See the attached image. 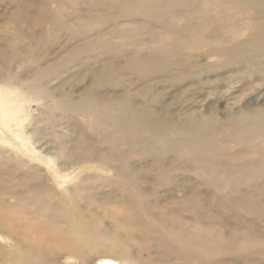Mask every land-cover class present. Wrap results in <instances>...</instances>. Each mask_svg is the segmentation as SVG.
I'll use <instances>...</instances> for the list:
<instances>
[{
	"label": "bare ground",
	"instance_id": "bare-ground-1",
	"mask_svg": "<svg viewBox=\"0 0 264 264\" xmlns=\"http://www.w3.org/2000/svg\"><path fill=\"white\" fill-rule=\"evenodd\" d=\"M15 1L19 9H25L22 0ZM81 1L85 11L80 15L75 10L72 13L67 10V0H37L27 6L29 11L35 10L32 19L40 21L37 24L41 26L39 30L55 40L62 38V32L66 37L87 38L88 28L92 27L94 32L89 41L78 45L74 56L66 42L61 44L60 53L68 55L65 58L59 55L43 66L47 59L41 57L39 51L46 47L49 36L37 37L36 29L28 35L18 29L30 12L21 11L13 17L11 22L16 34L4 38L0 46V242L4 243L0 250L5 255L4 263L61 264L63 258L71 257L86 261L91 253L96 252L117 255L123 257L125 264H136L132 254L119 246L116 234L100 230L96 219L88 218V209L79 203L85 195L83 185L80 183L75 189L71 188L74 178L80 176L87 180V177L83 172L70 170V159H67L66 153L68 134L65 132L69 124L68 113L70 110L86 113L94 105L97 106L96 116H104L108 120L105 125L109 140L122 134L136 138L144 132L145 137L138 141V147H143L144 140L152 139L155 146L164 144L175 149L180 156L189 157L197 177L211 187L209 195L217 197L215 209L221 211L230 203L229 211L237 217L238 228H247L238 247L246 245L251 255H264V201L258 199L264 196V186L257 184L264 178V158H261L264 152V107H246L229 112L226 127L220 131L223 139L219 141L215 130L218 122L213 114L206 118L198 110L190 111L182 119L172 112L160 115L146 102L144 106H134L130 92L123 95L124 103L120 104L112 98L94 99L90 93L80 100H72L62 89L67 81L64 73L74 61L97 50L114 57H127L128 66L143 75L159 70L170 78L172 70L184 65L182 54L192 56L193 52L209 43L215 45L216 52L231 60L251 53L255 61L248 58L243 61L256 67L262 56L257 51H264V27L260 21V17L264 16V0ZM51 2L56 3L55 8L49 7ZM71 6L75 9L80 5L73 3ZM178 7L187 11H165ZM134 15L155 20L160 28L144 32L142 24L119 25L118 20ZM224 16L226 24L225 20L222 21ZM246 19L252 21L248 30L260 31L251 35V39L258 44L236 42L230 45L241 31L233 27L234 23ZM43 24L48 25L47 30ZM145 35H149L148 38ZM106 36H110L111 40L104 41ZM115 36L119 41H113ZM224 43L227 45L223 46ZM175 57L178 59L175 60ZM119 63L113 62L110 72L120 69ZM192 67L196 65L189 66ZM23 69H27V74L19 75ZM106 73L109 71L106 70ZM56 79L60 81L61 91L50 86V82ZM101 100L105 101L103 106L97 105ZM33 103L47 104L51 114L49 128L57 125L64 129L57 140L59 153L54 151L53 140L39 134L44 129L40 127L39 120L31 116ZM57 111L61 113L60 122L55 118ZM226 137L235 143L227 142ZM236 146L243 149L233 151ZM162 153L159 150L160 173L156 175L158 180L155 182L159 184L161 179H165L166 184L173 188L170 171L164 169L167 162ZM56 158H60L59 163ZM184 163L185 160H181V164ZM116 172L135 188L122 187L121 190L144 206L137 209L128 207L129 210L135 215L142 209L152 214V209L145 207V198L161 195L157 194V190L148 194L143 189L139 181L145 178L143 171L127 164ZM92 175L96 178L99 174ZM147 180L145 178L144 182ZM248 185L250 189H240ZM196 188L193 190L194 198L199 195ZM236 193L242 196L238 204L232 203ZM87 200L93 203L95 197L89 195ZM180 210H164L165 216L172 213V217H166L159 224L165 231L154 245L161 252L160 259L164 264H193V261L212 264L213 255L220 252L230 239L220 234L212 236L215 217L205 225L199 219L197 209H188L189 218ZM242 215L251 216V219H243ZM220 219L223 221L222 228L228 227V218ZM174 226H178L179 230L173 236L168 229ZM252 230L257 231L256 236L252 235ZM103 240L109 244L101 243ZM150 262L149 258L143 261L146 264ZM105 264L114 263L107 260Z\"/></svg>",
	"mask_w": 264,
	"mask_h": 264
},
{
	"label": "rangeland",
	"instance_id": "rangeland-1",
	"mask_svg": "<svg viewBox=\"0 0 264 264\" xmlns=\"http://www.w3.org/2000/svg\"><path fill=\"white\" fill-rule=\"evenodd\" d=\"M34 1L37 0H22L24 3L23 8L25 9H19L15 0H0V46L5 41L4 38H9L16 34V29L13 28L11 20L16 14H20L21 11L26 12V14L30 12L28 18H26L27 20H22L20 23V28L18 29L21 32L28 35L32 29H36L37 37L49 36L46 47L39 51V55L47 59L43 66L50 60L58 58L59 55L63 58L68 55V53H60L61 44L67 42L69 51L73 55L78 45L89 41V36H92L94 32L92 27L88 28L87 38L66 37V34L64 35L62 32V38L55 40L50 34L41 32L39 30L41 26L37 25L40 21L32 19L34 18L33 12L35 10L29 11L27 7H30L31 2ZM73 3H78L80 6L74 9L71 6ZM67 4V10L71 11V13L75 10L77 15H80L85 11L83 8L85 6L81 0H67ZM49 7L55 8L56 3L51 2ZM165 11L182 13L187 10L178 7ZM222 21L226 24L225 16ZM260 21L264 27V16L260 17ZM251 22V20L246 19L239 23H234L235 26L233 27L241 31L230 45L236 42L258 44V42H254V39H251V35L260 31L247 29ZM118 23L123 26L133 23L142 24L143 28L141 30L144 32L150 28H160V24L157 21L138 15L121 18ZM46 28H48V25H44L45 30H47ZM145 36L148 38L149 35ZM103 40L108 41L111 39L110 36H106ZM113 41H119L118 36H115ZM222 45L225 46L227 43ZM257 53L262 54V56L260 57V63L255 67L243 61L245 58L255 61L251 53L241 56L242 58L231 60V58L227 59L224 54L216 52L215 45L209 43L202 49L193 52L192 56H188L189 53L182 54V58H184L182 63L184 65L172 70V77L170 78L159 70H155L150 75H143L142 72L133 71L128 66L127 57H114L106 54L105 51L97 50L82 55L74 61V64L64 73L67 81L63 88L57 79L50 82V86L56 87L58 91H61L62 88L64 92L70 95L72 100L76 101L90 93L94 99L105 100L106 98H112L116 103L120 102L122 104L124 103L122 100L123 95L126 92H130L134 106H144L146 102L148 106L155 108L160 115L172 112L177 118L183 119L187 117V113L190 111L198 110L197 112L206 118L213 114L218 122L215 124V130L218 134L216 139L222 141L223 138L220 135V131L226 127L225 122L230 117L229 112L246 107H264V51H257ZM177 59L178 57H175V60ZM117 61L120 62V69H113L110 72L111 64ZM193 65H196V67L189 68V66ZM25 70L27 71V69ZM25 70H21L19 75H26ZM106 70L109 71L108 74H105ZM29 74L31 73L29 72ZM102 100L97 102V105L103 106L105 101ZM47 107V104L44 106L39 103H33L31 116L38 119L40 127L44 129L39 134L48 136L49 139L53 140L54 151L59 153L57 140L59 133H61L60 131L64 129L57 125L55 128H49L48 119L51 114ZM96 107V105L92 108L90 107L86 113L77 110H70L68 113L69 124L65 132L67 131L68 134L66 153L67 159L71 160H69L71 164L70 170L72 172H83V175L87 177V180L81 179L83 177L80 178V176H78L79 178H74L71 188L75 189L81 183L83 185V194L87 197L89 195L95 197V201L89 203V200L84 195L83 199L79 200V203L88 209V218L96 219L100 230L114 233L118 236L120 240L119 246L132 254L136 264H146L143 261H146L147 258L151 260L149 264H164L159 257L161 252L154 245L159 241L160 235L165 232L159 227V224L164 219H167L166 217H172V213L169 216H165L164 210H169V208L174 210L181 209L180 211L186 218L190 217L188 209L195 208L199 219L205 225L210 223L213 220L212 218L215 217L211 230L212 236L220 234L226 239H230V241L222 247L220 252L213 255L212 264H264V255L262 253H257L253 256L251 251L247 250L249 248L246 245L238 247L240 245L239 242L242 241L241 237L246 233L247 228H238L237 217L229 211L230 203L228 206L225 205L221 211L215 209L214 204L217 202V197L209 195L211 187L205 185L202 178L197 177L196 171L192 169V162L189 157L180 156L175 149L164 144L155 146L152 139L144 140L143 147H138V141L141 142L143 137H145L144 132H140L136 138L122 134L117 139L109 140L106 137L107 129L105 125L108 120L104 116H96ZM55 118L57 122L61 121L60 111H57ZM226 140L227 142L235 143L227 137ZM241 149H243L241 146H236L232 150L241 151ZM159 150L163 152L161 156L166 159L167 164L164 169L170 171L173 179V188L166 184L165 179L164 181L161 179L162 182L159 184L155 182L158 180L155 178L156 175L159 176L160 173L158 170ZM261 158H264V152ZM181 160H185V163L181 164ZM56 162L59 163L60 158H56ZM127 164H131L143 171L142 176L147 178L148 182H144L145 178H141L139 181L148 194L157 190V194L161 195L159 197L149 195V197L146 196L145 198V207L152 209V214H149V212L147 214L142 209L139 214L135 215L134 212L129 210L128 207L137 209L138 206H144L121 190L122 187L134 188L131 183L123 181L122 177L116 172L117 169H124ZM96 173L99 175L94 178L93 176L96 175L92 174ZM257 184L264 186V178H261ZM194 188L199 192V195L195 198L193 195ZM245 188L250 189L251 187L249 185L240 187V189ZM241 199L240 193H236L232 203L238 204ZM258 199L264 201V196L258 197ZM221 217L228 218V227L222 228L221 224L223 221L220 219ZM242 218L250 220L251 216L247 215ZM111 227L113 228L111 229ZM168 230V233L174 236L177 234L179 227L174 226ZM254 230H252V235L256 236L257 231ZM101 243L109 244L108 241L104 240ZM3 246L4 243L0 242V247L2 248ZM255 249L258 250L257 248ZM4 256L3 250H0V264H5ZM107 260H111L114 264H125L123 257L96 252L91 253L86 261L71 257L63 258L61 264H105ZM192 263L198 264L195 261Z\"/></svg>",
	"mask_w": 264,
	"mask_h": 264
}]
</instances>
